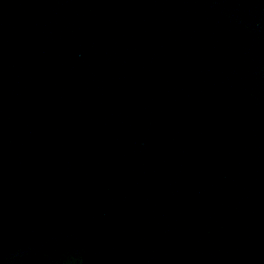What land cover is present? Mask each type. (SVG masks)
I'll use <instances>...</instances> for the list:
<instances>
[{
	"label": "water",
	"instance_id": "obj_1",
	"mask_svg": "<svg viewBox=\"0 0 264 264\" xmlns=\"http://www.w3.org/2000/svg\"><path fill=\"white\" fill-rule=\"evenodd\" d=\"M66 1L0 0V264H259L226 231L224 208H250V197L229 196L214 178L215 173L235 182L248 178L247 151L255 141L248 132L264 116V78L254 77L264 63V49L257 47V41L264 44V0L141 3L147 18L161 19L166 34L217 41L215 61H207L208 68L215 64V93L207 88L210 83L204 88L193 76L185 86L197 89L196 94L183 87L163 93L167 97L158 113L153 106L163 97L151 94L142 102L147 114L135 109L114 114L102 104L106 98L117 103L127 97L121 95L124 82L112 77L115 70L144 63L165 73L164 63H172L167 51L128 45V39L92 48L90 39L128 37L118 36L121 26L98 27ZM101 4L112 9L106 0ZM211 14L244 16L237 27H227L225 40L213 33L217 22L204 17ZM78 25L85 35L76 31ZM142 50L151 56H140ZM240 51L256 58H238ZM102 52L110 58L95 62ZM186 58L194 65L191 56ZM45 67L53 72L44 73ZM168 74L173 82L176 72ZM109 87L113 94L107 93ZM198 95L215 103V139L188 142L190 156L201 159L191 162L200 169L185 185H171L161 176H87L128 173L125 164L143 144L136 142L145 138L155 139L153 151L169 155L175 133L191 124L202 129L198 121L208 111L193 101ZM112 164L120 165L119 171ZM254 181L264 182V174ZM258 193L264 195V189ZM192 212L214 217L199 218L205 229L198 237L188 231Z\"/></svg>",
	"mask_w": 264,
	"mask_h": 264
}]
</instances>
